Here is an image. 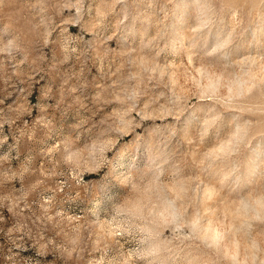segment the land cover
I'll return each instance as SVG.
<instances>
[{
  "label": "rangeland",
  "instance_id": "374dc122",
  "mask_svg": "<svg viewBox=\"0 0 264 264\" xmlns=\"http://www.w3.org/2000/svg\"><path fill=\"white\" fill-rule=\"evenodd\" d=\"M0 264H264V0H0Z\"/></svg>",
  "mask_w": 264,
  "mask_h": 264
}]
</instances>
